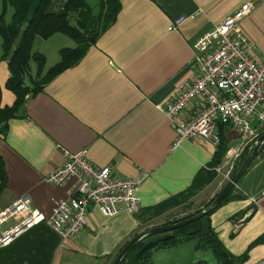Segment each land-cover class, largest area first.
Instances as JSON below:
<instances>
[{
  "label": "crops",
  "instance_id": "crops-1",
  "mask_svg": "<svg viewBox=\"0 0 264 264\" xmlns=\"http://www.w3.org/2000/svg\"><path fill=\"white\" fill-rule=\"evenodd\" d=\"M244 1L120 0L116 21L81 60L60 71L43 91L27 97L22 115L8 120L6 133L0 134L8 177L0 194V209L28 193L35 209L49 218L54 199L66 198L73 187L74 181L60 187L45 180L64 162V149L76 152L87 147L89 159L97 166L113 165L120 176H136L141 170L148 176L136 192L140 212L119 208L109 216L91 205L85 226L74 238L61 237L45 218L12 243L0 245V264H112L121 245L142 229L164 223L156 218L166 213L149 219L145 208L187 190L200 169L210 164L218 145L188 137L173 146L176 132L159 105L171 98L179 81L198 74L195 39ZM250 1L255 7L241 24L255 43L251 52L259 59L264 57V0ZM181 15L186 20L168 30ZM61 35L56 32L46 38L62 41L55 44V55L60 54V47L75 44ZM8 74L9 64L1 59L0 102L4 106L12 104L15 95L5 87ZM195 104L197 101H191L189 106ZM252 125L259 133L264 130V121L259 125L255 119ZM217 128L220 130L219 125ZM221 130L226 150L216 166H222V171L204 186L213 197L226 184L225 177L219 180V176L239 144L237 130L229 125ZM263 170L264 148L235 186L247 196L227 200L209 215L220 241L236 256L264 234V178H258ZM254 204L256 212L244 221L245 211ZM240 213L239 219L231 218ZM17 220L16 215L0 224V235ZM247 255L243 264L264 261V243L255 244Z\"/></svg>",
  "mask_w": 264,
  "mask_h": 264
},
{
  "label": "built area",
  "instance_id": "built-area-1",
  "mask_svg": "<svg viewBox=\"0 0 264 264\" xmlns=\"http://www.w3.org/2000/svg\"><path fill=\"white\" fill-rule=\"evenodd\" d=\"M254 7V2L245 0L219 24L195 39L194 64L198 74L193 79L179 81L171 98L159 105L176 132L173 146L188 137L217 146L221 138L218 125L237 130L239 144L225 162L229 167L259 137V128L252 121L257 118L259 125L264 121V57L257 59L251 52L255 43L241 24ZM186 18L175 17L168 30L180 26ZM191 101L197 104L189 106ZM64 154V162L52 169L45 180L60 187L74 181L68 196L54 199L49 218L35 209L30 194L16 197L9 206L0 209V224L18 216L17 221L3 230L0 245L12 243L45 218L61 237L74 238L85 226L91 205L109 216L119 208L139 211L141 199L136 192L148 176L146 171L141 170L136 176H120L113 165H95L88 157L87 147L76 152L64 149ZM216 168L222 171V166ZM229 173L228 170L224 177L228 179Z\"/></svg>",
  "mask_w": 264,
  "mask_h": 264
},
{
  "label": "trees",
  "instance_id": "trees-1",
  "mask_svg": "<svg viewBox=\"0 0 264 264\" xmlns=\"http://www.w3.org/2000/svg\"><path fill=\"white\" fill-rule=\"evenodd\" d=\"M119 2L120 0H99V3H97L98 11H95L93 7L88 5L87 0H2L3 7L0 12V36L2 37L0 60H6L9 64V76L5 87L11 89L15 95L12 104L4 106L0 102V134L6 133L8 120L22 115L21 111L25 106L27 97L43 91L46 83L54 79L60 71L64 68H69V66L81 60V56L85 54L87 49L97 41L106 28L116 21L115 19L120 9ZM9 4L12 5L14 12L11 19L6 20L5 10ZM56 32L70 36L74 39L75 44L73 46L60 47L58 61L54 65L46 67V54L40 50L33 49V44L37 36L48 38ZM31 60L36 62L37 68L29 77L30 82L26 83V76L31 69ZM223 125H219L220 130ZM263 132L264 130L259 133V136ZM220 133L221 138L210 164L200 169L199 173L193 177V182L187 190H181L175 193L174 196L171 195L169 198L163 200V202L145 208L144 212L149 215V219L153 216L163 215L178 206L189 208L191 202H193L190 198L203 189L205 185L213 181L214 177L218 174L216 165L222 161L223 152L226 150L222 130ZM263 148L264 143L257 152V155L261 154ZM251 149L253 147L247 148L240 153L237 161L232 166L231 174L238 171L241 163L250 155ZM2 158L0 153V194L8 183L5 164H3ZM253 160L249 163L248 168ZM235 188H231L226 198L214 210L227 200L247 196L241 191L237 192ZM214 198L205 203L206 207L202 206L200 209L197 208L189 212V214L182 215L176 219H166L164 223H175L180 219H186L190 215L200 213L201 210L208 207ZM214 210L204 214L199 220L197 219L186 226L184 225L173 230L172 233L175 237L171 239L170 243L174 245L182 240L198 237L201 239V247L213 248L214 256L219 258V263L243 264L248 256L247 251L257 243H264V234H260L257 238L253 239L248 249L241 253V255L236 256L225 247L220 241L218 233L212 228L209 215ZM241 213L233 215L231 218L239 219ZM144 241V239H140L138 243L134 244L126 256L121 258L120 264H145L148 251L144 252L138 260L134 259L135 252L140 249ZM124 245L119 247L117 254Z\"/></svg>",
  "mask_w": 264,
  "mask_h": 264
},
{
  "label": "water",
  "instance_id": "water-1",
  "mask_svg": "<svg viewBox=\"0 0 264 264\" xmlns=\"http://www.w3.org/2000/svg\"><path fill=\"white\" fill-rule=\"evenodd\" d=\"M253 149L250 151V155L241 163L237 172H233L227 179L225 186L217 192L214 200L208 205L207 208L201 210L200 213L190 215L188 218L180 219L173 223H164L162 225L155 224L149 228L142 229L139 233L132 237L115 256L113 264H120L121 258L126 256L127 252L132 246L139 242L140 239L145 241L140 246V249L135 252L134 259L138 260L139 257L148 251L145 264H221L219 258L214 256V250L212 247H201L200 238L191 237L188 240H182L177 244H171V239H174L175 235L173 230L181 226H186L189 223L199 220L204 214L211 212L214 208L226 198V195L238 184V178L242 175L246 169H248L249 163L257 155L259 149H261L264 143V132L256 137ZM257 206L254 204L245 212H248L244 216V221L251 219L252 214L256 212ZM150 237V238H148Z\"/></svg>",
  "mask_w": 264,
  "mask_h": 264
},
{
  "label": "rangeland",
  "instance_id": "rangeland-1",
  "mask_svg": "<svg viewBox=\"0 0 264 264\" xmlns=\"http://www.w3.org/2000/svg\"><path fill=\"white\" fill-rule=\"evenodd\" d=\"M88 1V5L90 7H93L95 11H98V8H97V3H99V0H87ZM2 7H3V3H2V0H0V12L2 11ZM13 9H12V5L9 4L5 10V16H6V20H9L11 19L12 17V14H13ZM59 35V34H58ZM64 34H62L61 36H63ZM66 36V35H65ZM63 36V37H65ZM65 38H69L71 39L72 41V44H74V39L71 38L70 36H66ZM62 42L60 39H57V38H49L48 40H46V38L44 37H40V36H37L36 40H35V43L33 44V49H36V50H40L41 52L44 50L46 53V59H47V64H46V67L49 66V64L51 63H56V60L58 61L59 57H56V56H59V55H55V44L56 43H60ZM2 44V37L0 36V45ZM36 62L31 60V69L29 71V76L27 74L26 76V83H29V77L32 73L35 72V69L37 68L36 66ZM257 119V118H256ZM255 121V119H254ZM252 121V123L254 122ZM258 121V119H257ZM226 160V159H225ZM236 162V161H235ZM234 162V163H235ZM233 163V164H234ZM232 164V166H233ZM229 164H227L226 166H228ZM225 166V169L223 170V175L220 173V176H219V180L221 179H224V174L227 172V168L229 167H226ZM230 166V165H229ZM233 168V167H232ZM230 167L229 171H230V175L231 174V169ZM229 175V176H230ZM259 179H262L264 178V170L263 172H261V175L258 177ZM226 182L228 181L227 178L225 177L224 179ZM237 186V185H236ZM209 188L208 187H204L203 189H201L199 191V193L197 192L195 195H193L190 199L193 200V202H191V205L189 206V208H185V207H182V206H178L177 208L173 209V210H170L168 212H166V214H164L163 217L161 218H156L158 221H160L161 223L164 222V220L166 219H176L182 215H187L189 214V212L191 211H194L196 210L197 208L200 209L203 204H205L206 202H208L209 200L211 201L214 197L213 195L209 192ZM215 196V195H214ZM213 197V198H212ZM212 198V199H211ZM189 199V200H190Z\"/></svg>",
  "mask_w": 264,
  "mask_h": 264
}]
</instances>
